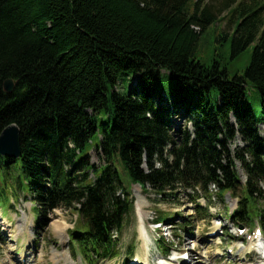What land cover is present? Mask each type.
<instances>
[{
  "label": "trees",
  "instance_id": "trees-1",
  "mask_svg": "<svg viewBox=\"0 0 264 264\" xmlns=\"http://www.w3.org/2000/svg\"><path fill=\"white\" fill-rule=\"evenodd\" d=\"M229 45L231 60L253 48L243 74L221 62ZM182 117L194 132L179 138ZM12 125L22 156H0V179L17 198L29 188L40 226L74 213L70 249L87 264L121 255L132 185L164 199L215 185L240 200L235 226L264 228V1L0 0V136Z\"/></svg>",
  "mask_w": 264,
  "mask_h": 264
},
{
  "label": "rangeland",
  "instance_id": "rangeland-1",
  "mask_svg": "<svg viewBox=\"0 0 264 264\" xmlns=\"http://www.w3.org/2000/svg\"><path fill=\"white\" fill-rule=\"evenodd\" d=\"M212 1L216 4L225 2V0H203L204 4ZM226 16L227 13H224L222 18ZM226 24H223L224 28ZM226 31L232 34L233 27L228 26ZM252 53L253 48H250L240 59L231 60L229 45L224 54L225 60L221 62L229 66L232 74L234 72L243 74L251 63ZM206 55L204 53L200 56L206 57ZM137 81L138 78L133 83V87L137 86ZM156 106H162L160 99H157ZM172 123L179 138H182L179 132L183 133L187 128L194 132L183 117L173 118ZM260 135L264 138V126L260 127ZM244 146L241 137L238 136L230 148L235 152ZM91 162L97 167L104 165L96 150L91 152ZM239 172L244 186L247 179L240 164ZM124 182L129 186L128 179ZM10 184L5 183L2 175L0 211L3 219L0 217V264H21L19 257L27 258L28 264H86L81 258L72 255L69 246V232L74 229L78 221L77 216L71 212L56 210L48 214L45 220L46 227L39 228L36 222L40 218V211L26 199L32 197L29 188L26 187L22 191L18 202L14 194V185ZM131 193L135 202V212L128 220L123 234L119 236L121 256L114 260H101L96 264H133L136 259H140L142 264H182L184 253L187 252H190L187 256L194 259V264H264L262 260L264 241L258 243V248L238 241L236 228L226 218L232 214L231 211L237 203V200L230 195L222 201L217 198V190L213 187L210 188L212 198L203 192L177 188L176 197L164 199L152 189L143 191L137 185L131 187ZM13 204L14 207L10 209ZM160 212L181 214L182 219L176 217L174 223L164 226L167 230H158L154 223ZM177 223L186 226V229L179 231L182 239L175 237L178 232ZM184 231L187 233L185 234ZM163 240L170 248L167 255H160L158 251L159 244ZM254 249L262 250V257L249 256ZM232 250L234 253L230 254Z\"/></svg>",
  "mask_w": 264,
  "mask_h": 264
},
{
  "label": "water",
  "instance_id": "water-1",
  "mask_svg": "<svg viewBox=\"0 0 264 264\" xmlns=\"http://www.w3.org/2000/svg\"><path fill=\"white\" fill-rule=\"evenodd\" d=\"M3 86L5 92L11 95L14 93L17 83L14 80H7ZM0 156L14 160L21 158V131L17 126L8 127L0 136Z\"/></svg>",
  "mask_w": 264,
  "mask_h": 264
},
{
  "label": "bare ground",
  "instance_id": "bare-ground-1",
  "mask_svg": "<svg viewBox=\"0 0 264 264\" xmlns=\"http://www.w3.org/2000/svg\"><path fill=\"white\" fill-rule=\"evenodd\" d=\"M66 229V228H65ZM257 247V246H256ZM258 248V247H257ZM259 250V249H258ZM261 255V254H260ZM261 257H262V255H261Z\"/></svg>",
  "mask_w": 264,
  "mask_h": 264
}]
</instances>
